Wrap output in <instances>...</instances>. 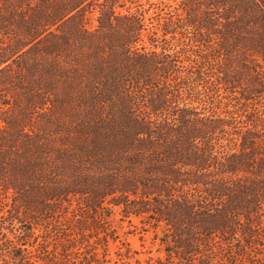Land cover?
<instances>
[{"label": "trees", "instance_id": "1", "mask_svg": "<svg viewBox=\"0 0 264 264\" xmlns=\"http://www.w3.org/2000/svg\"><path fill=\"white\" fill-rule=\"evenodd\" d=\"M159 1L0 0V264H264V0Z\"/></svg>", "mask_w": 264, "mask_h": 264}, {"label": "rangeland", "instance_id": "2", "mask_svg": "<svg viewBox=\"0 0 264 264\" xmlns=\"http://www.w3.org/2000/svg\"><path fill=\"white\" fill-rule=\"evenodd\" d=\"M135 7L144 12L145 25L148 29L157 25L159 18L165 13L173 11L174 3L170 2L171 8H164L159 0H134ZM111 227L115 229V240L108 239V259L111 261H125L129 264H155L157 259H163L164 254L159 241L155 238L158 231L149 228H142V225L135 219L132 225L127 221H119L115 216ZM98 257H102V249L98 247ZM120 255L118 257L117 255Z\"/></svg>", "mask_w": 264, "mask_h": 264}]
</instances>
